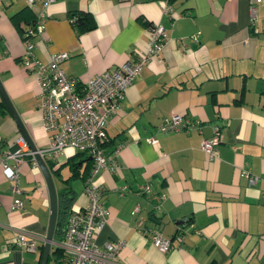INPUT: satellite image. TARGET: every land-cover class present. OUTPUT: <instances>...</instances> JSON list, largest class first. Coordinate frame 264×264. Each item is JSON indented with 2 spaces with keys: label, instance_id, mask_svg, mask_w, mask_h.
Returning <instances> with one entry per match:
<instances>
[{
  "label": "crops",
  "instance_id": "crops-1",
  "mask_svg": "<svg viewBox=\"0 0 264 264\" xmlns=\"http://www.w3.org/2000/svg\"><path fill=\"white\" fill-rule=\"evenodd\" d=\"M43 1L28 7L23 18L15 16L27 7L25 0H0V83L37 149L47 145L37 109L39 86L20 58L23 30L32 25ZM163 1L55 0L46 7L42 32L31 38L39 60L67 52L61 68L83 83L145 51L149 25L159 23L168 34L108 118L104 148L109 153L120 149L118 167L92 178L103 189L107 209L96 243L123 240L118 251L122 264H264V0L256 2L254 21L250 8L256 0H169L167 14ZM81 13L89 15L91 30L80 32L72 23ZM173 112L198 126L157 131ZM213 126L220 128V143L218 157L209 159L201 140L213 134ZM20 135L0 95L1 149H13ZM149 137L158 141L151 144ZM76 153L67 148L56 160H44L57 200L63 188L73 194L69 206L60 207L65 211L88 201L82 172L91 171L92 159ZM73 163L79 174L66 181ZM21 170L22 206L11 212L13 195L0 167V264H41L44 253L48 187L29 157ZM243 170L258 178L254 185ZM145 183L152 193L140 192ZM156 194L165 196L160 211L153 209ZM137 204L140 210L134 213ZM185 218L188 224L178 241V224ZM15 227L35 239V251L11 245ZM143 229H158L171 238L172 248L159 251ZM59 238L60 231H54L49 255Z\"/></svg>",
  "mask_w": 264,
  "mask_h": 264
},
{
  "label": "built area",
  "instance_id": "built-area-1",
  "mask_svg": "<svg viewBox=\"0 0 264 264\" xmlns=\"http://www.w3.org/2000/svg\"><path fill=\"white\" fill-rule=\"evenodd\" d=\"M27 7H32L37 0H25ZM55 0H44L40 11L37 12L35 22L24 28L22 42L24 52L20 64L35 74L38 86L37 109L41 115L42 127L47 135V145L43 149L32 151L23 135L14 141V148L2 150L0 145V167L10 183L13 195L11 212L19 210L22 206V188L20 186L21 166L29 157L32 165H36L35 154L44 160L53 161L65 153L67 148L86 152L92 159L90 174L85 179L84 193L87 204L82 208L69 207L65 212L64 220L58 232L60 238L56 241L66 264H122L118 259V251L123 246V240L106 242L102 246L96 243V235L107 220V209L103 204V189L93 183V176L102 169L114 171L118 167L117 147L112 152H106L104 145L107 140L106 126L108 118L116 112L124 98L125 90L140 75L151 58L158 54L161 47L169 39L164 27L159 24L148 26L147 48L140 52L131 61H126L119 67L107 70L89 77L80 83L74 76L65 73L60 64L69 57L67 52L54 54L48 61H42L33 53L31 38L43 30L46 16V7ZM256 0L251 5V21L256 18ZM171 10L169 0L162 3V11L167 14ZM74 18H72V21ZM192 40L197 41L195 36ZM182 48L184 39H179ZM199 124L198 121L185 119L180 113L173 112L164 117L157 125V131H189ZM220 128L213 126V134L201 140V149L207 153L209 159L218 157L220 143ZM147 141L155 144L156 137H149ZM1 144V138H0ZM250 185L257 182V177L249 171H241ZM142 193H152V188L145 183L139 186ZM153 209L161 210L165 196L156 194ZM140 205H135L133 212L138 213ZM142 223V218L138 224ZM188 219H182L178 224L175 238L183 240L184 228ZM11 245L21 250L35 251V239L29 238L22 228L15 227ZM55 231V230H54ZM153 245L161 252L172 248L171 238H166L158 229L145 230ZM57 233V232H56ZM54 241H52L53 243Z\"/></svg>",
  "mask_w": 264,
  "mask_h": 264
},
{
  "label": "water",
  "instance_id": "water-1",
  "mask_svg": "<svg viewBox=\"0 0 264 264\" xmlns=\"http://www.w3.org/2000/svg\"><path fill=\"white\" fill-rule=\"evenodd\" d=\"M0 95L2 96L4 101L6 102L10 112L12 113L13 117L15 118V121H16L20 131L22 132V135L25 137L30 149L32 151H36L37 148L35 147V145L31 141L21 119L19 118L18 114L16 113V111H15L12 103L10 102L9 98L5 94V91L3 90L1 83H0ZM35 158H36V161H37V164H38L40 170L42 171V173L44 175V178H45V181H46V184L48 187L49 199H50L49 224H48V230H47L45 243H44V253L42 256V260H41V264H47L49 253H50L51 243L53 241L54 227H55L56 217H57V197H56L55 187L53 184L52 175H51L44 159H42L41 156L38 154H35Z\"/></svg>",
  "mask_w": 264,
  "mask_h": 264
},
{
  "label": "trees",
  "instance_id": "trees-1",
  "mask_svg": "<svg viewBox=\"0 0 264 264\" xmlns=\"http://www.w3.org/2000/svg\"><path fill=\"white\" fill-rule=\"evenodd\" d=\"M27 8L28 7H25V9L23 11L19 12L15 17L22 16L23 18H27V16H26V15H28V12H27L28 9ZM77 16L76 17L73 16L74 20L72 21V23L77 26V28L80 32L91 30L94 27L93 24H89L88 20L90 17L88 14L81 13L79 15V17H77ZM34 22H35V19L32 20V24H34ZM107 142H108V138H107L105 144H103L104 147L107 145ZM76 154H86V152L77 151ZM71 168H72L71 175L69 176V178L66 181H68L70 178H74L75 176H77L79 174L78 170L75 169V168H77L76 164H74V163L71 164ZM82 173H83V177L86 178V176H88V173H90V170L86 169ZM72 196H73V194L71 193L70 189H68V188H63L59 192V196H58V200H57L58 201V203H57V222H56V226H55V233L58 232V230L60 228L59 225L61 224L59 221H63V219L65 217V212H66L65 210L60 209V207H61V205H62V208L69 206L70 201L72 200ZM51 260H53L55 264H66V258L64 257L62 251L57 247H53L52 253L48 257V263L47 264H50Z\"/></svg>",
  "mask_w": 264,
  "mask_h": 264
},
{
  "label": "rangeland",
  "instance_id": "rangeland-1",
  "mask_svg": "<svg viewBox=\"0 0 264 264\" xmlns=\"http://www.w3.org/2000/svg\"><path fill=\"white\" fill-rule=\"evenodd\" d=\"M54 264V263H53Z\"/></svg>",
  "mask_w": 264,
  "mask_h": 264
}]
</instances>
